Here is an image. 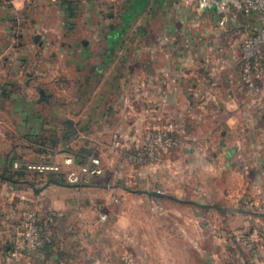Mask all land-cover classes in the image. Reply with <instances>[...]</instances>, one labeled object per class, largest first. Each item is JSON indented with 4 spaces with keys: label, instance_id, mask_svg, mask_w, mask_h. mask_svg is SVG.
Masks as SVG:
<instances>
[{
    "label": "crops",
    "instance_id": "obj_1",
    "mask_svg": "<svg viewBox=\"0 0 264 264\" xmlns=\"http://www.w3.org/2000/svg\"><path fill=\"white\" fill-rule=\"evenodd\" d=\"M9 1L14 8L36 9L37 15L45 13L47 14L45 16L50 15L47 5L52 6V1H54L56 12L59 13L62 21L70 20L74 16V13L73 16H69L66 9L68 5L63 0ZM69 1L73 6L84 2V0ZM97 1L92 0L96 3ZM154 1L151 0V2ZM147 3L148 0L145 2V7L149 4ZM203 10L213 19L208 25L205 24L210 32L203 31L199 35L193 34L192 37V32H187L180 26H176L178 23L177 14L146 12L143 14L146 20H154L157 16L164 18L161 28L156 30L149 28L146 30L127 29L119 34L116 42L112 43V47H109L108 42L112 38H116V35L109 31L105 33L104 27H98L101 22L97 20V32L94 31L93 37L96 38L94 41L98 42V48L91 52L92 42L86 38L81 42L84 47L77 48L79 43L75 44L77 49L71 52L73 54L81 49L79 56L67 61L83 66L88 65V71L98 72L97 74L105 71V67H112L115 80L110 86V92L114 96L110 102L113 105L110 104L109 99L103 101L99 97L96 104L89 107L90 94L92 92L95 94L98 90V87L93 89V86H99L102 83H98V85L97 80L90 84L91 80L88 75L85 76V80L78 78L77 80L80 82L73 78L78 90L83 92L82 97L78 99V104L80 107H85L86 104L87 109L84 108L81 113L79 110L73 111L71 116L64 120L65 125L60 127L67 126L71 130V134H74L77 132L75 128L77 125L85 124L83 129L87 130L93 120L97 123L95 130L97 134H100L104 130L100 126L106 125L113 113L116 115L117 111L121 120L128 112L135 117L133 123H123L124 125H120L115 131L123 135L121 138L122 147L136 148L141 141L140 134L147 126H163L167 123L174 125L177 143L181 142L190 136L187 131L189 127L185 126L187 130H184L185 127L182 124L184 119L182 118L193 116L199 133L212 134L220 129L219 133L222 137L217 143L223 142L222 139H224L222 143L224 163L229 168L227 174L235 182L233 190L230 191L231 201L234 203L243 199L245 203L250 198L263 199L264 94L252 95L242 86L239 77L238 49L239 39L264 25V19L257 13H231L227 18L221 20L214 11ZM31 22L33 23L31 29L29 32L26 30L24 35L27 36L31 32L33 42L37 43L36 48L32 49L42 53L41 51L49 46V43L47 44L43 39V31L47 28L45 29V25H40L34 18L31 19ZM36 34L39 35L37 41L34 40ZM212 53H215L214 59L212 58L208 62V57ZM28 55L26 47L20 46L17 50L9 52V46H0V108L2 103L9 107L10 117L15 119L17 136L20 137V142L14 148L15 151H8L6 155L0 152V264H95L96 261L98 264H104L103 260H107L108 255L103 254L99 257L98 254L103 253L102 251L105 253L107 249L99 243L101 234L106 227L103 226L104 223H95L99 211L95 205L100 204V209L106 211L109 208V203L115 197L113 191L116 188L128 193L142 194L155 200L162 198L149 196L144 193L143 189H130L129 186H132L136 181L139 182V186H142L143 179L140 176L136 174L134 178H131L132 171L137 173L141 166V172L144 168V173L147 172L149 175L144 179V184H146L144 186L150 182L160 185L165 180L162 173L163 165L165 166L168 162L167 160L162 161V155L165 152L160 156L161 159L159 158L155 162L137 166L129 164L128 169L123 170L127 173L123 174L122 170L113 173L117 183L94 184V179L89 185L49 183L48 186L35 193L28 182L40 187L49 180L46 176L42 177V175L26 168L24 177L15 174V171L25 161L40 162L48 159L42 155V148L39 149L40 151L36 148L43 147L42 140H39V143L34 142L36 137L43 135V129H45L42 126V114L39 110L36 111L41 100H31L32 95L30 94L27 95V98L21 95L25 94V89L24 91L23 89L15 90L21 80H24L25 88L28 89L35 87L32 80L42 79L45 76V70L36 73L34 68L31 69L28 64ZM56 55V52H51L50 59L55 58ZM92 56L98 57L97 62H89V58ZM200 62L203 63L200 64ZM131 63L136 64L139 74L137 80H132V78L128 80L126 74L124 76L127 80H121L120 76L122 75H116V70L128 64L133 67ZM49 66L52 69L51 64ZM50 80H56V76ZM44 102L48 103L49 98ZM137 105L139 109H137ZM95 106L97 113L94 114L92 108ZM197 116L208 117L209 120L205 119L200 122L197 121ZM68 123H71L70 127L67 125ZM221 123H224L225 127L220 128ZM67 131H62L63 142L69 137L66 136ZM128 133L131 135H127ZM204 140L210 142L211 137L207 136ZM66 156L71 155H65L62 159ZM71 157L77 162L78 159L75 156ZM215 157L216 153L213 152V158ZM15 162H19L18 167L14 166ZM102 176H104V172L96 175V178ZM150 189L153 190V188ZM45 202L49 205L44 206ZM198 205L201 206V204ZM30 206H37L43 210L51 208L56 213L57 219L54 223H50L51 225H44L47 227L44 231L42 230L44 232L42 245L36 252L23 254L16 262L8 263L4 260V255L11 247L15 226ZM216 208L224 210L222 207ZM254 217L259 220L264 219V216L255 215ZM114 221L115 229H112L116 232L113 235L118 237L121 233L120 229L127 226H123L119 214L115 216ZM92 230L98 234H89Z\"/></svg>",
    "mask_w": 264,
    "mask_h": 264
},
{
    "label": "rangeland",
    "instance_id": "obj_2",
    "mask_svg": "<svg viewBox=\"0 0 264 264\" xmlns=\"http://www.w3.org/2000/svg\"><path fill=\"white\" fill-rule=\"evenodd\" d=\"M0 1V46H9V52L17 50L20 46L26 47L27 54H29L28 64L31 69L34 68L36 73L45 70V76L42 79L32 80L35 87L26 89L24 80H21V83L15 87V90L23 89L24 91L25 89V94L21 95L27 98V95L30 94L32 95L31 100L40 98L39 88L49 98L48 103L41 99V103L36 109L42 114V126L45 128L42 134L47 139L43 147L36 148L43 149L42 155L48 157L46 160L52 159L57 163L62 162V157L65 155L81 159L85 155L93 154L101 159L104 172V176L101 178H96V176L93 178L94 184L117 183L113 173L128 169V165L132 164L128 160V154L135 151L136 148L121 146L112 149L111 134L120 125L133 123L135 117L126 112L120 120L116 111V115L113 113L106 125L100 126L101 129H104L102 133L97 134L95 130L97 123L92 120L87 130L83 129L85 124L77 125L75 127L77 132L70 134L65 142L62 141V131H69V128L60 126L65 125L64 120L69 118L73 111L79 110L81 113L84 108L87 109L86 104L85 107H80L78 104V99L82 97L83 92L78 90L74 80L78 78L85 80V76L88 75L91 80L90 84L97 80V84L102 83L101 86L99 84V86H93V89L98 87V90L95 94L94 92L90 94L89 107L96 104L99 97L103 101L109 99V102L114 97L110 92V86L115 80L112 67H105V71L97 74L98 72H89L88 65L83 66L67 60L79 56L81 49L73 54L71 52L84 47L81 42L86 38L92 42L90 49L91 52H94L98 48V42H95L96 38L93 37L94 31L97 32V20L101 22L98 27H104L105 33L108 32L109 26L117 27L129 0H98L97 3L92 0H84L78 6L71 5L74 16L65 21H62L59 13L56 12L54 1H52V6L47 5L50 14L48 16H45L47 15L45 13L37 15L36 9L14 8L9 0ZM66 1L63 0L65 3ZM150 2L148 0L149 4L147 3L144 10L136 16L128 29H160L164 18L157 16L154 20H146L143 14L150 12L166 15L177 14L178 17L175 16L176 20L178 19L176 26H180L187 32H192V37L193 34L199 35L203 31L210 32L205 24L208 25L213 19L197 5L196 0H155V3ZM33 18L40 25H45V29L47 28L42 31L43 39L47 44L49 43V46L44 51L42 50V53L34 50L37 43L33 42L31 32L27 36L24 35L26 30L29 32L31 29L33 24L31 19ZM227 33H229L228 30ZM95 34L97 35V33ZM78 43L79 46L76 48L75 44ZM51 52L57 53L55 58L50 59ZM24 55L27 56L26 53ZM210 55L208 62L212 58L214 59L215 53ZM97 59L98 57L92 56L89 58V62L95 63ZM202 63L200 62V64ZM131 65L133 67L128 64L117 69L116 75L121 74V80H130L131 78L137 80L139 74L136 64L131 63ZM231 66L233 65L231 64ZM124 74L128 76L127 79ZM98 75L100 76L98 77ZM54 76H56V80H50ZM77 81L80 82V80ZM32 103L34 104V101ZM110 104L113 105L112 102ZM8 108L4 103L0 108V152L5 155L8 151H15L14 148L20 142L15 119L10 117ZM95 108H92L94 114L97 113V107L95 106ZM137 109H139L138 105ZM193 118V116L182 118L184 127H189V130L186 127L184 130L189 131L190 136L185 139L181 138L183 139L181 142L178 141L173 148L162 155V161H168L165 166L163 165L162 171L165 180L160 185L150 182L144 186L146 185L144 179L149 175L147 172L144 173V168L141 172V166L137 173L132 171L131 178H134L136 174L140 176L143 179L142 186L138 185V181L132 186L128 185L130 189L146 190L148 188L151 190L150 188H153V190H159L184 201H175L167 197L155 200L142 194L114 189L115 197L113 198L117 200H112L114 203L110 204L112 203L110 202L109 208L105 211L108 213L107 220L103 224L106 229L102 232V238L100 237L99 240L100 245L107 248L106 254L102 251L103 253L98 254L99 257L103 254L109 257L107 260H103L104 264H119V255L122 252L131 253L137 264H264V219L259 220L254 217L257 214L246 208L243 199L234 203L231 201L230 191L233 190L235 182L227 174L229 168L224 163L225 158L222 153L224 139H222L223 142L217 143L222 137L219 133L220 129L212 134L199 133ZM205 119L209 120L208 117L197 116V121L201 122ZM222 127H225L224 123H221L220 128ZM122 136L120 134L121 138ZM140 136L142 141L143 133ZM207 136L211 137L210 142L204 140ZM213 152L216 153L215 158H213ZM124 171L123 174L127 173ZM121 182L125 184L123 180ZM63 184L68 183L63 182ZM43 205L49 204L45 202ZM215 205L224 210H218ZM117 214H119L123 226H127L120 229L121 233L118 237L113 235L116 231L112 229H115L114 219ZM93 233L98 234L93 230L89 232V234ZM95 252L98 253V251Z\"/></svg>",
    "mask_w": 264,
    "mask_h": 264
},
{
    "label": "built area",
    "instance_id": "obj_3",
    "mask_svg": "<svg viewBox=\"0 0 264 264\" xmlns=\"http://www.w3.org/2000/svg\"><path fill=\"white\" fill-rule=\"evenodd\" d=\"M196 2L200 8L214 11L221 20L231 13H257L264 19V0H196ZM239 77L244 89L252 95L264 94V25L239 39ZM174 132V125L171 123L163 126H147L144 129L141 143L135 151L128 154L129 162L137 166L157 161L164 152L177 144ZM121 146L120 134L114 131L111 134V148L117 149ZM74 162L71 156H66L61 163L43 160L40 162L25 161L22 165L27 170L42 176L49 173H62L64 182L70 185L90 184L96 175L103 172L99 157L93 154L85 155L84 158ZM14 166L18 167L19 162H15ZM113 200L117 199L113 198ZM245 205L252 212L264 213V198L247 199ZM95 207L99 210L95 223H104L108 213L100 209V204H96ZM56 219L57 215L51 208L43 210L37 206H30L15 226L12 244L7 254L4 255V260L14 263L21 255L36 252L42 245L41 222L52 224ZM118 262L119 264H137L136 259L129 252H123ZM95 264H98L97 261Z\"/></svg>",
    "mask_w": 264,
    "mask_h": 264
},
{
    "label": "trees",
    "instance_id": "obj_4",
    "mask_svg": "<svg viewBox=\"0 0 264 264\" xmlns=\"http://www.w3.org/2000/svg\"><path fill=\"white\" fill-rule=\"evenodd\" d=\"M145 2L146 0H129V3L126 7V9L124 10L123 14H122V18H121V21H120V24L117 26V27H108V31L110 33H112L113 35L115 34L116 35V38H112V40H109L108 44H109V47H112L114 43V41L116 42V40L118 39L119 37V34L125 32L129 27H131L135 17L144 9V5H145ZM67 3V10H68V14L69 16H73L72 14V11H71V1L67 0L66 1ZM70 124L71 123H68L67 125L70 127ZM53 134V133H52ZM71 134V130L67 131V135L66 136H69ZM39 140H42V144L44 145V143L47 142V139L43 136V135H40V137H36L35 139V143H39ZM87 154H89L88 152H86ZM85 153V154H86ZM81 155V154H80ZM83 156V155H81ZM80 159H78L77 161H79ZM25 166L24 165H21L18 170L15 171V174L17 176H23L25 175ZM64 170V169H63ZM46 178L47 179H54L60 183H63L64 180L62 178V173L60 174H54V173H49L46 175ZM44 222H41V227L43 228L42 230L44 231V229L47 227V226H44V225H51L50 223H44ZM44 234V232H43ZM42 234V236H44Z\"/></svg>",
    "mask_w": 264,
    "mask_h": 264
},
{
    "label": "water",
    "instance_id": "obj_5",
    "mask_svg": "<svg viewBox=\"0 0 264 264\" xmlns=\"http://www.w3.org/2000/svg\"><path fill=\"white\" fill-rule=\"evenodd\" d=\"M39 38V35L36 34L34 36V40L37 41V39ZM86 43V42H84ZM39 94H40V98L39 100L43 99V100H48V97L46 96V93L42 90V89H39L38 90ZM29 185L31 186V188L34 190L35 193H38L40 190H42L44 187L48 186L49 183H60L54 179H49L46 183H44L42 186L40 187H36L33 183H30L28 182ZM144 193H146L147 195L149 196H154V197H167V198H170V199H173L175 201H184V200H180L170 194H167V193H164V192H161L159 190H144ZM215 207H218L215 205ZM254 214H257L259 216H264V213H257V212H252Z\"/></svg>",
    "mask_w": 264,
    "mask_h": 264
}]
</instances>
